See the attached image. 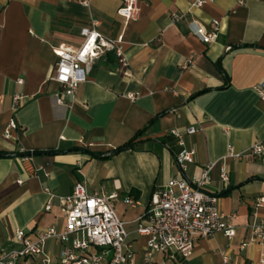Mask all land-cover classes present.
Wrapping results in <instances>:
<instances>
[{
    "label": "crops",
    "instance_id": "1",
    "mask_svg": "<svg viewBox=\"0 0 264 264\" xmlns=\"http://www.w3.org/2000/svg\"><path fill=\"white\" fill-rule=\"evenodd\" d=\"M118 1L0 0V153L9 155L0 157V250L12 245L18 229L62 230L57 200L80 183L88 194L117 195L113 206L133 244L134 264H142L146 239L135 233V222L179 174L174 157L180 146L170 131L193 127L194 134L182 137L184 147L195 151L185 175L215 162L208 192L219 198L222 213H236V219L231 240L223 233L199 240L186 264L258 261L264 246H241L253 214L264 220V209L253 207L264 197V164L248 154L253 144H264V101L256 90L264 83V0H212L198 9L191 7L196 0H139L137 19L124 29ZM173 15L181 19L173 21ZM92 20L108 38L123 32L127 66L108 53L92 65L74 102L57 105L53 49H77L79 31ZM192 21H217L216 41L198 40ZM15 95L24 101L13 113ZM9 118L19 128L4 140ZM140 132L134 149L92 156L111 154ZM228 146L243 157L227 158ZM21 150L36 152L35 176L23 169ZM223 170L227 183L220 180ZM124 197L135 205L124 204ZM59 250L54 241L45 245L52 258Z\"/></svg>",
    "mask_w": 264,
    "mask_h": 264
},
{
    "label": "built area",
    "instance_id": "2",
    "mask_svg": "<svg viewBox=\"0 0 264 264\" xmlns=\"http://www.w3.org/2000/svg\"><path fill=\"white\" fill-rule=\"evenodd\" d=\"M76 1L81 5L87 2ZM211 1L196 0L191 7L198 9ZM118 2L116 16L121 18L124 29L129 22L137 19L139 0ZM180 19V15L172 17L173 21ZM218 25L217 21H209L206 25L192 21L189 27L198 40L209 45L218 37ZM98 27L99 22L92 20L89 26L81 28L79 32L82 42L77 49L64 45L53 49L56 63L51 80L60 88L54 95V103L57 105L69 106L74 102L77 87L86 81L92 65L108 53H112L121 66H127L123 53V32L115 38H108L98 30ZM228 50L230 48L226 47L225 51ZM17 84L21 85L22 80ZM256 90L260 100L264 101V83ZM132 98L130 96V99ZM23 101V97L15 95L11 111L16 112ZM18 128L16 121L9 118L1 137L4 140L13 139V133ZM195 132L196 129L193 127L186 129L185 133L176 129L170 131V136L176 139L180 146V151L174 157L179 174L169 178L152 196L147 209L135 222V233L146 239L142 264H186L199 240L207 239L215 233H223L228 240L235 235L236 213H222L219 209V198L208 192L216 163L204 164L191 178L185 175L188 166L194 163L195 151L184 147L182 137L183 134L192 135ZM20 154H24L20 156L23 169L35 176L37 169L33 167L31 160L34 156L33 151L21 150ZM248 154L264 164V144H253ZM226 157L239 160L243 153L235 152L228 146ZM220 177L223 183L228 182L227 171L223 170ZM116 198V194L108 197L103 194H88L82 184H75L70 195L57 200L65 221L64 228L57 230L55 227H48L34 234L21 229L16 230L12 245L0 250V264H134L133 244L124 226L125 222L113 206ZM123 203L131 207L135 205L133 199L129 197H124ZM253 207L264 209V197L256 198ZM45 210H50L49 202ZM246 228L249 238L241 247L250 244L264 246V220L253 214ZM48 241H54L60 246L55 258L50 257L45 251ZM157 256L161 257L160 262L156 261ZM227 261L224 259L225 263ZM243 264H264V256L256 262Z\"/></svg>",
    "mask_w": 264,
    "mask_h": 264
},
{
    "label": "trees",
    "instance_id": "3",
    "mask_svg": "<svg viewBox=\"0 0 264 264\" xmlns=\"http://www.w3.org/2000/svg\"><path fill=\"white\" fill-rule=\"evenodd\" d=\"M140 134H141V132L140 133H137L130 141H128L124 145L119 146L118 148H116L111 154H108L106 156L105 155L100 156V155H94V154H92V156H94V157L108 158V157H110L113 154L120 153V152L125 151V150L134 149V147L137 144V141H135V140H137V138L140 136ZM33 154L35 155L36 152L33 151ZM42 154H53V153L52 152H46V153H42ZM20 155H24V154H20ZM5 156H9V155L0 153V157H5ZM221 194H222V196H224V195L227 194V192H224V193H221Z\"/></svg>",
    "mask_w": 264,
    "mask_h": 264
}]
</instances>
